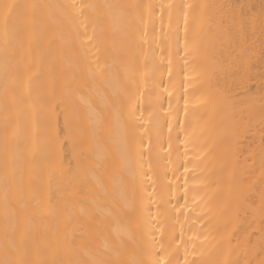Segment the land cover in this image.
I'll use <instances>...</instances> for the list:
<instances>
[{"label":"bare ground","instance_id":"1","mask_svg":"<svg viewBox=\"0 0 264 264\" xmlns=\"http://www.w3.org/2000/svg\"><path fill=\"white\" fill-rule=\"evenodd\" d=\"M0 4V264H264V0Z\"/></svg>","mask_w":264,"mask_h":264},{"label":"snow or ice","instance_id":"2","mask_svg":"<svg viewBox=\"0 0 264 264\" xmlns=\"http://www.w3.org/2000/svg\"><path fill=\"white\" fill-rule=\"evenodd\" d=\"M15 7L17 6L12 5V4H0V10H3V19H4L5 29H7V25L9 23V20L11 19V16L9 15V13Z\"/></svg>","mask_w":264,"mask_h":264}]
</instances>
